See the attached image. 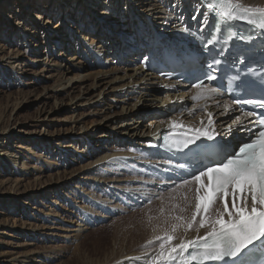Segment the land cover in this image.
Instances as JSON below:
<instances>
[{"label": "bare ground", "instance_id": "6f19581e", "mask_svg": "<svg viewBox=\"0 0 264 264\" xmlns=\"http://www.w3.org/2000/svg\"><path fill=\"white\" fill-rule=\"evenodd\" d=\"M9 1L0 0V7L8 9L0 13V72L3 73L0 74V96L5 91L8 96L15 93L8 90L17 82L25 84L28 90H35L41 82L44 83V91L38 100L53 97L56 100L51 109L46 110L48 117L37 120L42 122L39 127L51 123L50 117H61L62 113L65 116L70 112L71 116L59 121L68 123L69 117L77 116L80 111L85 112L82 118L94 116L100 119L99 126L102 127V133L95 136L88 127L81 125L84 122L77 121L74 127L72 125L71 132L66 129L63 134L60 128L59 134L54 130V134L44 135L45 138L61 142L52 143L59 150L57 153L62 159L59 162L64 163L63 159L67 157L65 163L68 161L70 166L79 163V167L73 168L69 175H61L55 171L60 166L57 158L45 162L43 158L46 156L34 148V134L25 131L26 125L19 121L10 124L12 114L7 116L0 109V196L6 208L14 210V204L22 205V200H27V197L33 199L32 204L41 203L42 199H34L35 193L42 192V195L51 198L50 195L57 192L56 199L71 203L79 215L75 229L68 224H73L69 216L63 218L52 209H45L44 205L31 206V213L25 209L21 212V208H18L21 216L12 223L10 218L4 221L0 217V235L9 231L15 239L28 236L34 240L45 239L48 243L42 249L25 251L18 250L23 244H16L12 248L15 250L3 252L0 263L45 264L49 258L48 252L58 249L66 238L74 239L75 234L76 238H80L81 233L90 228H87L88 225L105 221L109 217L106 213L118 206L109 205L114 199L117 200V196L131 205L154 196L162 184H165L164 187L169 184L168 180L158 179L153 170L163 160L158 148L159 138L162 133L173 130L170 128L172 121L187 126L197 124V120L203 121L204 118L197 113L196 103L184 87L172 81H163L154 72L145 70L138 63L137 55L133 54L121 67V49L128 36L136 35L134 32L146 36L142 31V20L150 22L153 29L167 35L163 36V40L169 45L171 40L183 34L182 31L187 32L181 26L179 13L200 9L202 3L200 0H50L48 3L45 2L47 0H16L19 6L21 1H25L24 9L18 6L12 10L8 8ZM243 2L264 5V0ZM142 4L139 10L143 8L141 13L146 18L135 11V7ZM75 5L84 14L82 19L72 12ZM93 14L102 27L108 28V33L99 36L89 33L92 29L101 30L98 24L92 22ZM90 24L92 27L88 26ZM14 43L15 47L12 46ZM139 44V49L144 48L145 44ZM132 50L133 47L127 49V53L132 54ZM49 80L53 83L47 87ZM17 90L20 97L28 93L24 89ZM63 91L67 93L69 104L65 98H57ZM162 93L164 95L161 97ZM18 98L13 102L16 115L22 103L17 101ZM210 108L215 116L223 115L219 106L210 105ZM146 118L149 120L144 121ZM233 120L229 118L217 123L231 142L241 137L243 132L241 125L233 123ZM19 126L24 128L19 129ZM42 141L48 142L47 139ZM111 141L117 144H111ZM76 158L79 160L76 161ZM47 169L49 173H45ZM178 189L171 195L178 196L179 209L171 211L168 219L162 216L159 220L166 222L171 229L172 225L182 223L176 217H191L193 210L190 209L189 199L194 201V205L196 203L195 193L192 194L186 185ZM91 193L93 196L98 193L102 202L99 198L90 197ZM20 196V200L16 199ZM54 203L56 207H61L56 201ZM8 205L13 208H8ZM215 207L222 206L217 202ZM69 213L73 214L72 210ZM0 215H7V212L4 214L0 210ZM23 218L28 219L25 221ZM34 219L44 224L29 221ZM141 230V227L136 230L129 247L125 241L117 242L114 239L110 246L103 248L100 256L87 258L85 264H151L150 258L158 250L154 251L151 247L141 249L140 242L146 236L139 237ZM205 231L200 229L199 233H193L180 227L174 233L177 239L173 244L181 238L202 236ZM0 244H4L1 239ZM27 245L33 246L34 243ZM154 245L158 246L159 243Z\"/></svg>", "mask_w": 264, "mask_h": 264}, {"label": "snow or ice", "instance_id": "6c2138e0", "mask_svg": "<svg viewBox=\"0 0 264 264\" xmlns=\"http://www.w3.org/2000/svg\"><path fill=\"white\" fill-rule=\"evenodd\" d=\"M205 4L208 10L226 22L245 21L264 30V5H249L243 0H205ZM207 19L205 16V21ZM210 44L211 39L205 47ZM220 64L221 60L214 58L212 63L207 64L203 78L217 80L214 65ZM195 87L200 92L194 99L200 98L203 92L212 91L203 88L201 83H196ZM237 87L243 89L244 82L241 81ZM233 103L264 109V95L254 99L236 98ZM230 107V104H224L226 110ZM243 117H258L255 124L259 130H250L249 139L233 145L226 144L221 158L190 173V180H183L181 187L196 185L195 210L188 219L176 217L182 223L172 225L171 233L165 231L163 236L154 237L160 243L158 252L150 258L151 264H184L185 261L187 264H206L209 261H224L227 264V260L237 264V260L250 246H254L257 241L264 243V112L244 111ZM212 123L211 112L208 113L209 127L203 126V121L199 127H185L183 123L172 121L170 128L173 131L165 135L163 140L169 148L182 151L202 138L212 140L215 135H219L210 128ZM233 123L243 125V119L237 117ZM177 129L183 131L177 132ZM217 202L222 207L216 208ZM180 227L186 231L195 229L197 233L200 229L206 231L202 236L198 234L192 239L181 238L173 244L177 239L174 233ZM148 243L152 244L153 240Z\"/></svg>", "mask_w": 264, "mask_h": 264}, {"label": "rangeland", "instance_id": "374dc122", "mask_svg": "<svg viewBox=\"0 0 264 264\" xmlns=\"http://www.w3.org/2000/svg\"><path fill=\"white\" fill-rule=\"evenodd\" d=\"M25 1H21V5L19 6L18 1L10 0L8 2L9 3L8 8L14 10L19 6V8L24 9L23 3H25ZM49 1L50 0H47L45 2L48 3ZM131 2H132V0H131ZM142 6H143V4L139 5V7H135L136 8L135 11H137L140 14H143L144 18H146V15L144 13H141L143 11V8L141 9V11L139 10L140 7H142ZM76 7H77L76 5L73 6L72 12H76V14L79 15L80 19H82L84 14L81 11H79ZM5 11H8V9L1 6L0 7V13L5 12ZM126 14L127 13H125V15ZM91 20L93 23L98 24L101 30L92 29V30H89V33H92V34L95 33V34H98V36H99L101 34L104 35V34L109 32V31H107L108 28L106 26L103 25V27H102V24L100 23V20L96 17V15L93 14ZM145 24L146 25L142 29L144 35H146V36H148V35H150V36L159 35L162 37L164 36V34L162 32H158L157 29H153L150 25V22H148V23L145 22ZM88 26L92 27L91 24ZM148 32H151V33L149 34ZM134 33L136 35H131V36L127 37L126 44L121 49V53L123 54V63L121 64V67L123 64L126 63V61H128V60H130V58H132L131 56H128V55L125 57V52L127 53V49L133 47L132 52H134V54H135L137 52L136 50H138L141 47V44H139V42H141L142 44H145V43H143V40L141 38L139 39V36H141L139 34V32H134ZM51 41H53V40H51ZM12 46L15 47L16 43L12 44ZM143 49L144 48L139 49L138 52H141ZM56 51H57V49H56ZM43 54H44V52H43ZM139 62L140 61H138V63ZM0 74L2 75L3 73L0 72ZM52 83H53V81L49 80L46 86L49 87L50 85H52ZM40 84L41 85H39V87H36L35 90H28L29 88L26 87L25 84H21V82H17V84H15L14 87L12 86L8 90V92H11V91L15 92V93H13L14 95L12 94V95L8 96L6 91H5V94L4 93L1 94V96H0V104H1L0 109H2V111L7 116L12 114L10 124L13 122L19 121V122H21V124L26 125L25 128L19 126L18 127L19 129L24 128L25 131H28L30 134H34L33 135L34 136L33 140H35V141H33V144L35 145L34 148H35V150L40 151L41 153L44 154V156H46L45 157L46 159L43 158L45 160V162H48V161L52 160L53 158H57L56 161L58 162V164L60 166L57 169L55 168L56 169L55 171H59L61 173V175H69V172L73 168L79 167V163H75V164H72V166H70V163H68V161L65 163V161L67 160V157L65 159H63V160H65L64 163L59 162V161H62L60 154L57 153L59 150L55 149V147L52 146L53 142H58V141H56L54 139L45 138L44 135L54 134L55 133V132H53L54 130H56L57 134H59L60 128H61V133H63V134L66 133V132H64V131H66V129L68 130L67 132H71L72 131L71 130L72 125L74 127L76 125L75 123L78 121V122H84V123H81V125L83 124L84 126L88 127V130L93 131V135L98 136L99 134L102 133L101 132L102 127L99 126V120L100 119H98L94 116H88V117L82 118V116L85 112L80 111L79 112L80 114H78L77 116L69 117L68 123L59 122V121H62L61 119H64V118L72 115L70 112L67 111L69 114L67 113V115L63 116L64 113H62L61 117L60 116L50 117L49 120H52L51 123L49 122L47 126L42 125L41 127H39L42 124V122H38L37 120L38 119L42 120L44 117H48L49 114H47L46 110L51 109L54 101L56 100L53 97V98H49V99L48 98L42 99L39 101L38 98H39V96H41V93H43V91H44V88L42 86L44 83L40 82ZM19 86H20V88H19ZM1 87L2 86H0V88ZM17 89H24L28 93H24L20 97V93L17 92L18 91ZM66 95H67V93H65L63 91V92L58 94L57 98L59 100L64 99V98L67 99ZM163 95H164V93L161 94V97ZM17 97H19L17 101L22 102V103H21V109L19 112H17V115H16V110H13V107H14L13 102L16 101ZM8 103H10L9 106H7ZM67 103L68 104L70 103V102H68V99H67ZM14 117L16 119H14ZM147 120H149V118H146L144 121H147ZM144 123H146V122H144ZM99 128H101V129H99ZM96 130H99V131L96 132ZM74 132L77 133L78 130H75ZM72 136L75 139L77 138L74 135H72ZM42 139H47L48 142L42 141ZM96 142L97 141H95V143ZM58 143H61V142H58ZM110 143L114 144V145L117 144V143H113L112 141ZM75 160L78 161L79 159L76 158ZM43 164H45V166H48V164H46V163H43ZM49 172H50L49 169H47L45 171V173H49ZM151 179H154V178H151ZM31 180H32V177H31ZM71 186L74 187V185H71ZM73 187H71V189ZM178 188H179L178 190H180L183 187H178ZM190 188L193 191V188L191 186H190ZM22 189L23 188H21V190ZM158 190L159 189H157V191ZM63 191H65L66 193L68 192V190H65V189ZM91 192H92V190H91ZM172 193H173V189H165V190L157 192V193L155 192V195L152 197H149L148 199H145L143 201L134 202L135 204L132 203L131 205L126 203L124 200H121V198H119L117 196L116 197L117 200L114 199L112 201L113 203L111 202L112 204L109 203V205H115V206L118 205V206L114 207V210L111 211L110 213H106V215H109V217H107L105 219V221H102L99 223H94L91 226L88 225L87 228H89V227L90 228L88 230L84 231L83 233H81L82 235L80 238L79 237L76 238V234H75L74 239L66 238V241L64 243L59 244L61 246L58 249L53 250L51 252H48L49 258L46 260L45 264H85V260L87 258H89V257L93 258V257L100 256L104 250L103 248L110 246L114 239L116 241L117 240L125 241L126 246L129 247L130 246L129 244L132 241V237H134V235L137 233L136 230H138L140 227L142 230H141V232H139L140 233L139 237L146 235L145 239L141 240V242H140L142 244L141 249L151 247L154 251L159 250V245L156 246L154 244L160 243V242L154 240V237L155 236H163L165 233L164 230L171 233V228H169V226L166 224V222L165 223L160 222L159 220L161 219L162 216H164L166 219H168L167 216L169 215V213L171 211L179 209V198H177L178 196L176 197L175 195H171ZM191 193L193 194L194 192H191ZM56 194H57V192L54 194H51L50 195L51 198H48L47 196L42 195V192L35 193L34 199H38V198L42 199L41 203L35 202V204H32L31 201H33V199H30L27 197V200H22L27 205H25L24 203H21L22 205H19V203H15L14 204L15 209L12 211H10L9 209L6 208V204L4 203L3 198L0 196V210H2V212L4 214H5V212H7V215H0V217H3L4 221H7L8 218H10V221H11L10 223H12L13 220H16V221L19 220L21 215L18 213L23 212V209H25L26 212L31 213V210H30L31 206H34V205L39 206V207L46 206V207H44L45 209H47L48 211H49V209H52L53 212H56L59 216H61L63 218L64 217L65 218L70 217L71 222H73V224H70V222L68 224L73 229L74 226L78 223L77 221L79 220V217H78L79 215L75 211V209H73V205L71 203H68V201H66L65 199L64 200L56 199V196H55ZM89 196L92 197L93 199L99 198L102 202V199L100 198L98 193H95L94 196L91 193V194H89ZM89 196H87V197H89ZM21 197L22 196L17 197L16 199L20 200ZM46 197H47V199H46ZM82 198H83V201H85V197L82 196ZM55 201L57 204H60L61 207H59V208L56 207V205L54 203ZM189 205H190L191 211L192 210L194 211L195 205H194L193 200L189 199ZM9 206H11L10 208H13L12 205H8V208H9ZM18 208H21V212L20 211L18 212ZM71 210H72L73 214L69 213V211H71ZM81 214H83V212H81ZM150 217H151V219H149ZM27 219L28 218H23V220H25V221H27ZM29 221H32L33 223L38 224V225L44 224L43 222L37 221L36 219L29 220ZM160 224H162V225H160ZM161 229H162V231H161ZM5 232H6L5 235H0L1 242H4V244H2V245L0 244V259L1 260H3V252L15 250L12 248H15L16 244H23L22 247L18 248V250H24V251L25 250H32V249H42L48 245V243L45 241V239H42V238H39V240H34L28 236H26V237L21 236L19 239H15L14 235H12V232H9V231H5ZM190 232L197 233L195 231V229L190 230ZM77 239H78V241H77ZM149 240H153V243L149 244L148 243ZM30 242H33L34 245L33 246L27 245ZM95 245L97 247L99 245V248H96ZM0 264H20V263H15V262L9 263L8 262V263H0Z\"/></svg>", "mask_w": 264, "mask_h": 264}]
</instances>
